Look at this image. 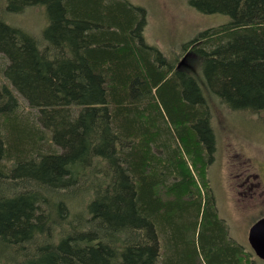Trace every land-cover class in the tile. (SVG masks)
Here are the masks:
<instances>
[{"label": "trees", "instance_id": "obj_1", "mask_svg": "<svg viewBox=\"0 0 264 264\" xmlns=\"http://www.w3.org/2000/svg\"><path fill=\"white\" fill-rule=\"evenodd\" d=\"M185 1L228 21L173 56L127 0H0V264H256L216 208L202 84L264 126V0ZM30 9L38 34L10 20Z\"/></svg>", "mask_w": 264, "mask_h": 264}, {"label": "rangeland", "instance_id": "obj_2", "mask_svg": "<svg viewBox=\"0 0 264 264\" xmlns=\"http://www.w3.org/2000/svg\"><path fill=\"white\" fill-rule=\"evenodd\" d=\"M147 11L146 42L160 51L179 55V47L200 31L224 24L228 17L203 15L188 6L185 0H127ZM11 22L32 34L45 25L39 9H30L10 18ZM1 56V55H0ZM181 60L174 58L177 63ZM2 62L0 61V66ZM181 68L200 83V66L189 57ZM202 84V83H201ZM210 106L215 133V151L208 169V179L219 217L224 220L229 237L250 249L247 236L251 225L264 217V126L257 115L230 112L203 86ZM24 112L29 113L22 101ZM30 117L29 120H33ZM256 264L264 261L252 258Z\"/></svg>", "mask_w": 264, "mask_h": 264}, {"label": "water", "instance_id": "obj_3", "mask_svg": "<svg viewBox=\"0 0 264 264\" xmlns=\"http://www.w3.org/2000/svg\"><path fill=\"white\" fill-rule=\"evenodd\" d=\"M247 242L254 255L264 261V217L251 225L248 230Z\"/></svg>", "mask_w": 264, "mask_h": 264}, {"label": "bare ground", "instance_id": "obj_4", "mask_svg": "<svg viewBox=\"0 0 264 264\" xmlns=\"http://www.w3.org/2000/svg\"><path fill=\"white\" fill-rule=\"evenodd\" d=\"M249 245V244H248ZM250 247V246H249ZM251 249V248H250ZM253 252V251H252ZM254 254V253H253ZM256 257V256H255ZM257 258V257H256ZM258 259V258H257Z\"/></svg>", "mask_w": 264, "mask_h": 264}]
</instances>
